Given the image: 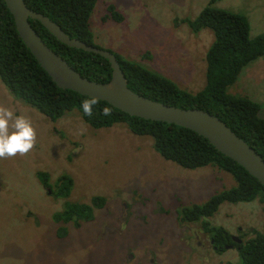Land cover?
Here are the masks:
<instances>
[{
	"label": "rangeland",
	"instance_id": "374dc122",
	"mask_svg": "<svg viewBox=\"0 0 264 264\" xmlns=\"http://www.w3.org/2000/svg\"><path fill=\"white\" fill-rule=\"evenodd\" d=\"M210 1L98 0L90 19L94 45L198 92L207 82L206 56L215 34L209 28L194 33L184 19H195ZM212 5L245 15L252 37L264 33V0H216ZM109 9L123 20L113 18ZM232 89L261 104L264 115V55L243 67ZM0 106L29 118L37 132L27 155L0 159L2 186H7L0 189V264H241L238 247L215 251L210 245L214 234L203 229L201 220L191 222V229L179 220L182 206L203 204L234 187L231 173L212 164L180 166L159 153L151 135L133 133L129 122L95 127L78 110L52 119L17 98L1 76ZM40 171L51 181L68 179L69 199L91 202L101 196L107 198L105 207L95 210L91 221L68 225L67 237L58 236L51 222L58 206L63 207L59 201L44 199L40 225L25 217L37 210L33 196ZM57 183L50 185L56 193L61 189ZM122 201L128 204L125 211ZM207 220L232 234L225 248L237 235L246 242L256 231L264 233V199L226 201ZM148 249L155 262L148 260L151 255L138 262Z\"/></svg>",
	"mask_w": 264,
	"mask_h": 264
},
{
	"label": "trees",
	"instance_id": "16d2710c",
	"mask_svg": "<svg viewBox=\"0 0 264 264\" xmlns=\"http://www.w3.org/2000/svg\"><path fill=\"white\" fill-rule=\"evenodd\" d=\"M215 1L211 0L195 19H184L194 33L209 28L215 34L206 56L207 82L200 91L183 89L166 74L150 70L116 52L115 55L125 72L129 87L135 92L170 105L200 108L217 115L264 158V115L260 114L261 104L234 93V88L231 92L229 90L243 67L264 55V33L252 37L251 26L245 15L212 5ZM25 2L30 8L57 22L70 36L94 45L90 19L98 0ZM110 12L113 18L123 20V15L117 10ZM30 22L43 40L83 76L99 82L111 79L112 67L107 58L63 43L37 19L30 18ZM0 76L17 98L52 119L78 110L85 122L95 127H110L118 121L129 122L133 133L153 137L155 148L164 158L185 168L195 169L212 164L231 173L236 180L234 187L213 195L203 204L183 207L181 211V215L186 218L180 219L181 222L201 220L205 224L206 229L214 234L218 252L225 250L224 244L231 242V235L223 227L212 226L207 219L226 201L237 203L259 197L264 199V185L257 178L235 160L219 152L207 138L189 128L132 116L103 100L93 108L91 117L86 116L81 102L89 96L61 88L53 81L19 35L14 16L5 0H0ZM105 105L112 109L111 116L100 113ZM37 175L41 181L44 177L48 179V173L44 171L37 172ZM59 182L62 187L58 193L69 197L70 181L60 176ZM105 200V197L98 196L91 202L69 204L64 216L52 214V217L69 221L75 215L74 212H78L76 219L88 222L95 218L96 208L102 207ZM76 205L77 210H74ZM57 218H54L56 222ZM61 229V234L67 230L63 226L59 231ZM238 246L241 264H264V233L256 231L255 236Z\"/></svg>",
	"mask_w": 264,
	"mask_h": 264
},
{
	"label": "water",
	"instance_id": "95a60500",
	"mask_svg": "<svg viewBox=\"0 0 264 264\" xmlns=\"http://www.w3.org/2000/svg\"><path fill=\"white\" fill-rule=\"evenodd\" d=\"M5 2L24 43L59 87L98 97L132 116L189 128L207 138L219 152L235 160L264 185V158L220 117L204 109L170 105L135 92L129 87L114 52L70 36L49 16L30 8L25 0ZM30 18L39 20L63 43L107 58L112 67L111 79L99 82L83 76L43 40ZM237 242L241 243V240Z\"/></svg>",
	"mask_w": 264,
	"mask_h": 264
},
{
	"label": "clouds",
	"instance_id": "9594fccd",
	"mask_svg": "<svg viewBox=\"0 0 264 264\" xmlns=\"http://www.w3.org/2000/svg\"><path fill=\"white\" fill-rule=\"evenodd\" d=\"M99 103L100 98L95 96L84 99L81 102L84 114L91 117L93 115V108ZM100 113L103 116H111L112 109L105 105L100 110ZM36 141L37 132L29 118L22 114L17 116L11 108L0 106V159L15 157L17 155L25 156L35 147ZM230 235L232 234L230 233ZM235 237H239L238 240H241V243L242 241L244 242L240 236L237 235ZM234 241H232L230 247L225 248L224 244V248H239L238 245H241V243L235 246L234 244H236L237 240L235 239Z\"/></svg>",
	"mask_w": 264,
	"mask_h": 264
},
{
	"label": "flooded vegetation",
	"instance_id": "af4514ba",
	"mask_svg": "<svg viewBox=\"0 0 264 264\" xmlns=\"http://www.w3.org/2000/svg\"><path fill=\"white\" fill-rule=\"evenodd\" d=\"M1 177L2 176H0V179H1ZM58 179V186L61 188L62 187V185H61V183L59 182V179H60V176L59 177H57L55 180H57ZM3 180H4V177L0 180V189H1V187H2V190H5L6 188H7V186H5V187H3L2 186V183H3ZM54 180V181H55ZM54 181H51L49 178L47 179L46 177H44V180H40L39 179V181H38V188H37V191L35 192V194H34V196H33V203L35 204V207H36V211H30L28 214H27V216H25V217H28L31 221H33V222H37V223H39V225H40V223H41V221H42V219L41 218H43L44 219V214L46 213V210H45V208H44V206H43V204H44V199H46L47 198V196H49L50 198H51V200H52V203H54V202H57V201H59V203H62L63 204V207H62V209L60 210V207L58 206V209L55 211V213H53V214H60L61 216H64V214H65V212L68 210V207H69V204H78V203H80V204H82V202L83 201H76V200H72V199H69V197H67V196H62V197H60V194H62L63 195V193H56V192H54V190L52 189V187H50V185H51V182H54ZM53 194V196H52V194ZM118 195H120V193H118ZM38 198V203H37V199ZM106 201H107V198H106ZM158 202V207H159V209H161V205H162V203H160V201L158 200L157 201ZM26 205H27V203H26ZM58 205V204H57ZM45 206H49L48 205V203L46 202L45 203ZM121 206H122V209L125 211V210H127V208H128V204H126V203H124L123 201H122V203H121ZM105 207V206H104ZM104 207H98V208H96V210L98 209V210H100L101 208H104ZM51 207H49V209H50ZM74 210H77V205H76V207L74 208ZM74 214L75 215H73V218L72 219H70L69 221H67V220H65L64 218L62 219V220H60V219H58L56 216L55 217H52V222H51V224L55 227L54 228V232H55V234H57L58 236H60V237H63V238H65V237H67L68 236V234H69V232H70V230L69 229H67V226L68 225H71V224H81L83 221H85L84 219H76L77 218V216L76 215H78V212H74ZM123 214V213H122ZM54 218H57L58 219V221L56 222L55 220H54ZM185 220L186 218H184L182 215H181V217H179V220ZM41 220V221H40ZM76 220L78 221V223H76ZM198 221H200V220H198ZM181 222V221H180ZM191 222H196V221H190V220H188V221H183V222H181V226H185L187 229H191V225H190V223ZM202 224H203V222H202ZM61 226H63V227H65V229H67L66 230V232L65 231H63V233L61 234V232H62V229H61V231H59V229H60V227ZM203 227H201V229H202ZM205 231H206V227L205 228H203ZM211 236V235H210ZM235 239L236 240H238L239 239V237H235ZM235 242V241H234ZM242 243H243V241H242ZM241 243V244H242ZM237 244H240V243H237L236 242V244H234L235 246H237ZM198 245L199 246H203V247H205L204 245H203V242L202 241H198ZM210 245L215 249V250H217L218 249V247L215 245V239H214V236L212 235L211 236V240H210ZM152 256L151 258L149 257V256ZM145 256H148L149 257V261L150 262H155V253L152 251V250H149L148 249V251L147 250H143L142 252H141V254L138 256V262L139 261H141ZM134 257V255L132 254V252H130L128 255H127V259L129 260V261H132L133 258Z\"/></svg>",
	"mask_w": 264,
	"mask_h": 264
}]
</instances>
